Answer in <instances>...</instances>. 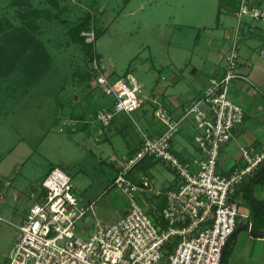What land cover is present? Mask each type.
Instances as JSON below:
<instances>
[{"label": "crops", "instance_id": "crops-1", "mask_svg": "<svg viewBox=\"0 0 264 264\" xmlns=\"http://www.w3.org/2000/svg\"><path fill=\"white\" fill-rule=\"evenodd\" d=\"M237 1L175 0L177 9L167 16L168 19H172V28L161 35V40H164L166 35L161 48L157 51L150 44L143 43L137 50L139 54L136 57L132 54L125 61L126 66L122 73L138 72L139 75H152L149 83L153 90L151 96H157L173 117H179L185 106L201 95L211 79L223 75L225 56L234 32ZM253 2L264 8V0ZM7 11L9 15L11 11L9 9ZM0 14L4 18V14L1 12ZM36 38L35 43L41 50L36 60L32 58L36 53L33 51L34 46L32 49L30 46L18 61H0V65L4 63L3 68H0V78L12 83H25L29 88H33L41 86L42 80L51 74L58 75L61 79L59 88L44 92L47 105H51L48 106L49 111L38 103L35 108L27 105L31 99V91L20 95L12 91L5 101L0 103L2 104L0 106L8 104L0 107V121L12 127H9L12 133L6 139L13 141L9 146L5 142L0 153V217L7 219L8 224L14 229L24 218L33 198L42 194L41 181L49 169L59 167L60 163L65 165L70 162V159L63 156L56 158L47 155L42 161L41 168L33 172L35 163L31 161V155L41 149L48 137L57 150L61 147L71 150L82 145L84 152L91 156L93 165L109 168L107 176L111 184L120 168L136 153L142 135L156 136L162 129L153 117V105L149 101L151 96H143L138 110L131 114H119L112 125L101 134L95 124L81 125L73 132L67 130L64 133L58 130L64 137L59 133H52L46 126L43 132L32 138L29 129L33 121H38V118L32 115V112L35 114V110H46L52 128L58 129L62 118L67 116L71 119L85 118L98 108L111 106L113 101L106 91L96 87L93 80L89 82V87H81L79 65L74 63L77 61H52L50 53L58 44L50 42L43 34ZM62 39L63 36L60 40ZM238 44L239 72L248 76L251 83L234 81L228 89V97L244 109V122L234 129L230 140L220 149L217 168L223 174L243 167L241 155L243 148L264 152V98L259 93L264 92V21L246 18ZM72 45L74 46V43L71 41L65 44L66 47ZM95 52L110 79L116 78L118 73L114 71L115 62L105 61L107 64L104 66L102 56L98 55L96 49ZM144 52L146 53L144 58L140 59ZM136 60L138 62L135 64ZM141 79L144 81L142 77ZM136 81L138 83L137 79ZM172 148L182 159L193 162V168L196 167L195 162L199 161L200 154L194 142V126L191 120L184 122L181 131L172 141ZM72 153L76 155L73 151ZM147 160L150 159L136 165L139 177L146 180L148 179L144 176L149 170H157L160 164L165 167L162 163L152 160L151 165H146ZM81 161L84 162L83 159ZM72 163H75L74 167L78 172L82 170L80 160ZM171 174V181L164 189L176 184L174 175ZM155 175H158L157 172ZM108 187L107 189L115 188ZM78 189L77 192L83 202L90 203L92 196L88 192L91 189L89 187L86 190L82 188V191L79 187ZM249 189L250 197L257 204L262 203L264 207V186L254 183ZM151 195L152 192H147L139 197V202L146 209H150L157 202ZM234 198L239 204V217L236 230L223 251L224 261L222 260L221 264H264V241L259 236L254 237L247 229L249 222L252 226L254 216L247 200L246 182L238 189ZM125 210L126 207L117 212V218L111 223L117 222ZM244 216L251 219H245ZM96 219L94 213H91L83 221L82 226L89 230ZM16 236L17 234L12 235L10 245ZM5 260L4 258L3 262Z\"/></svg>", "mask_w": 264, "mask_h": 264}, {"label": "built area", "instance_id": "built-area-1", "mask_svg": "<svg viewBox=\"0 0 264 264\" xmlns=\"http://www.w3.org/2000/svg\"><path fill=\"white\" fill-rule=\"evenodd\" d=\"M246 18L264 21V8L253 0L237 1L224 73L211 79L179 117H173L157 96L149 98L161 132L156 136L142 135L136 153L108 187L118 188L125 196L124 215L111 224L96 219L87 230L82 223L93 213L94 203L83 202L71 177L54 167L41 182L42 194L33 198L16 226L17 236L3 264H221L239 217L234 195L259 173L264 162V152L243 148V167L227 174L217 168L221 147L244 122V109L228 97V89L234 81L251 83L238 68V43ZM84 36L87 43H93L92 33ZM88 65L94 84L112 96V104L85 118H62L60 132L97 124L101 134L118 114H131L141 107L140 86L131 73L110 79L98 58L93 57ZM259 93L264 98V92ZM186 120L193 123L194 142L200 154L194 168L193 162L182 159L172 148ZM145 159L165 165L176 184L159 190L144 178L138 184L132 181L130 171ZM147 192H152L151 197L157 201L150 209L139 202ZM243 218L249 220L248 216ZM251 227L249 222V233ZM259 238L264 241V235ZM166 246L171 247L167 255Z\"/></svg>", "mask_w": 264, "mask_h": 264}, {"label": "rangeland", "instance_id": "rangeland-1", "mask_svg": "<svg viewBox=\"0 0 264 264\" xmlns=\"http://www.w3.org/2000/svg\"><path fill=\"white\" fill-rule=\"evenodd\" d=\"M57 3L58 6L55 8L51 0H0V12L4 14V18L0 14V44L7 41L9 36L14 32H18L20 26L23 24L18 16V13L21 11L37 9L41 16L44 15L45 11H52L57 16L55 19L47 20L40 17L33 22L35 25L33 51L35 50L36 53H34V56L32 55V58H39L41 51L35 43L36 37L40 34L45 35L46 39L50 42L53 41L58 44L52 48L50 53L52 61H77L74 63H78L79 65V82L83 88L85 86L89 87V82L94 81L90 65H88L89 50L84 45L74 43V46H69L71 48L67 51L69 47H66L65 44L71 41L68 31L79 25L85 19L84 17H88L90 27L89 31L85 32V34L92 33L94 37V51L96 49L98 55L102 56L104 66L107 64L105 61L115 62L116 68L114 71L118 73L116 75V78H118L123 77L126 73H122L126 66L125 61L132 54L136 57L139 54L137 50L143 43L150 44L157 51L161 48L166 39L165 35L164 40H161V35L169 31L170 27L172 28V19L167 18L168 13H173L177 9L175 0H57ZM7 9L11 11L9 15ZM59 9H62V11L60 12ZM82 35L84 36V33ZM62 36L63 39L61 41ZM55 38L59 40L56 41ZM88 39L90 40L91 36H88ZM145 54V52L141 54L140 59L144 58ZM137 62L136 60L134 63L136 64ZM131 74L138 80V84H140L139 98L141 99L143 96L150 97L153 92L152 86H149L152 75H139L138 72ZM40 84L41 86L29 88V85L25 83H12L1 77L0 103H3L12 91L19 95L23 92L31 91V99L28 100L27 105L35 108L38 103L42 105V108H47L49 111L48 106L51 107V105H47L46 94L44 92H51L59 88L61 79L58 75L51 74L42 80ZM44 109L42 111L35 110V114L32 112V115L38 118V121H33L29 129L32 133V138L44 130L46 126H48L47 129L52 133H59V135H62L61 137H64L62 133L58 132L59 129L52 128L47 116L48 113ZM9 127H11L9 124L0 121V153L3 151L1 149L4 148L5 142L8 143V146L13 142L6 139L12 133ZM82 134L84 133L82 132ZM54 148L55 145L51 143V138L48 137L41 149L34 151L31 155V161L35 163L33 165V172H37L41 168L42 161H44V157H47V155H52L56 158L63 156L66 159H70V162L65 163V165L60 163L58 165L59 168L71 177L76 190H79L78 187L81 191L82 188L86 190L89 187L91 189V192L89 191L88 194L92 196L90 197L92 201L89 202H94L92 212L96 218L106 223L113 222L117 218V212L126 207V198L118 188L107 189L110 185L107 176L109 168H106V166L100 168L98 164L93 165L91 156L84 152L82 145H79V148H72L71 150L65 149V147H61L59 150ZM76 160H80V165L82 166V170L79 172L74 167L76 166L75 163H72ZM152 162L155 161L152 160ZM145 163L146 165H151V159ZM157 167V170H149L144 177L148 179L153 188L164 190L165 186L171 181L172 172L161 164ZM155 171L158 174L157 176L155 175ZM130 173V179L138 184L142 177H139L136 166ZM14 234H17V230L8 224L7 219H2L0 221V264H3L4 258H7L11 247L10 240Z\"/></svg>", "mask_w": 264, "mask_h": 264}, {"label": "trees", "instance_id": "trees-1", "mask_svg": "<svg viewBox=\"0 0 264 264\" xmlns=\"http://www.w3.org/2000/svg\"><path fill=\"white\" fill-rule=\"evenodd\" d=\"M51 3L57 8L58 3L57 0H51ZM61 12L62 9H59ZM19 18L22 21V25L20 26L18 32H14L12 35L9 36L7 41H4L0 44V61H18L23 54L30 48L34 46V20L39 19L40 17L50 20L55 19L57 16L52 11H45L44 15L41 16L40 12L37 9H29L27 11H21L18 13ZM32 17V18H29ZM81 21V23L73 28H71L68 31V34L70 36V39L75 44H81L88 48L89 50V61L93 57H97L93 45L94 43H87L85 41L86 37L82 35V33H85L89 31V23H88V17H84ZM219 16L217 14L216 22H218ZM90 20V19H89ZM2 63L0 65V68H3ZM128 73V72H126ZM126 73L124 75H126ZM54 168V167H52ZM50 168L49 171L52 169ZM48 171V172H49ZM259 174V173H258ZM258 174H256L253 178L248 180L246 182V190H247V200L249 205L251 206V209L253 211V224L251 227V234L254 237L262 236L264 235V207L262 203L257 204L251 197H250V185L255 182V185L264 186V171L260 178H258ZM235 196V195H234ZM162 209V206L159 207V210ZM249 219H251L249 217ZM171 250L170 246H166L165 248V254L167 255ZM223 260V259H222ZM224 261V260H223ZM222 262V261H221Z\"/></svg>", "mask_w": 264, "mask_h": 264}, {"label": "water", "instance_id": "water-1", "mask_svg": "<svg viewBox=\"0 0 264 264\" xmlns=\"http://www.w3.org/2000/svg\"><path fill=\"white\" fill-rule=\"evenodd\" d=\"M263 171H264V162H263V164L261 165V168H260V171H259V174H258V178H260V177L262 176ZM254 183H255V182H253V183L251 184V188L253 187ZM222 257H223V255H222ZM221 259H222V258H221Z\"/></svg>", "mask_w": 264, "mask_h": 264}]
</instances>
